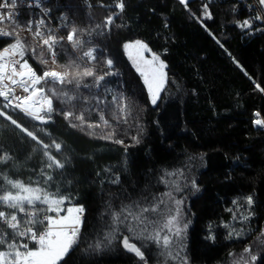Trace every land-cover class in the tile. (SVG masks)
Instances as JSON below:
<instances>
[{"label": "trees", "instance_id": "1", "mask_svg": "<svg viewBox=\"0 0 264 264\" xmlns=\"http://www.w3.org/2000/svg\"><path fill=\"white\" fill-rule=\"evenodd\" d=\"M49 2L53 15L64 17V34L75 28L74 42L95 59L84 64L59 42L53 62L43 38L27 30L28 13L5 25L12 37L0 39V50L19 39L38 75L56 70L72 83H41L52 99L47 123L4 108L0 97V111L42 142L0 116V195L13 193L8 181L19 182L63 198L65 209L82 208L78 241L58 264H264V127L254 124L264 120V92L256 88H264V35L237 26L249 15L234 12L235 0H190L187 8L179 0ZM205 3L211 19L201 22ZM136 40L166 65L167 82L155 104L123 47ZM85 69L94 75L83 77ZM106 71L114 74L97 87L96 77ZM65 112L72 115L65 119ZM45 152L64 167L49 168ZM158 199L165 213L182 201L181 255L169 253L176 261L157 253L131 218L113 220L124 206L136 212ZM124 235L141 247L143 261L122 249Z\"/></svg>", "mask_w": 264, "mask_h": 264}, {"label": "snow or ice", "instance_id": "2", "mask_svg": "<svg viewBox=\"0 0 264 264\" xmlns=\"http://www.w3.org/2000/svg\"><path fill=\"white\" fill-rule=\"evenodd\" d=\"M179 3L185 8L188 6V0H179ZM259 3L264 5V0H259ZM10 4L15 5L16 0H0V24H3L5 21L14 25L18 24L15 20L17 13L11 10L3 11L4 9H8ZM117 7L122 11L124 5L123 3H120ZM257 18L259 19L260 17ZM198 19H200L201 22L203 19H211V12L209 11L207 3L203 4L201 17ZM43 23V19L37 23L36 31L34 33L35 37H42L44 35V33L40 30V25ZM107 23H111V17L108 19ZM237 26L241 29H249L252 28V23L250 20L245 19L242 23H238ZM27 28L29 31L32 30L31 21L28 22ZM75 33V28L68 33L67 40L69 42L73 41ZM11 35V32H6L3 31V29H0V36ZM60 39L62 40L63 37ZM79 43L80 41L77 40L73 46L75 47L79 45ZM43 44L48 46L53 62H55V45L57 44V38L49 35L46 39H43ZM123 47L126 51L129 49L135 51V56L129 52L128 58L133 61L136 71L141 77H143V83L147 86L148 93L151 94L152 103L155 104L157 92L165 83L166 73L164 72V69L166 68V65L157 55H152L151 59H145L142 53L148 52L150 49L145 43L139 40L126 42ZM25 52V46L19 39L15 40V42L10 46L5 47L2 51H0V85L3 86L0 87V97H3V100L6 101L3 107L8 108L9 106H12L14 108H20L26 116H30L33 120L40 121L41 123H47L51 119V113L53 112L52 99L48 95L44 94V88H38L36 86L41 84V82L50 83L55 86L57 83L63 84L67 82L70 84L72 81H65L67 73L62 74L56 71H44L42 75H38L28 61L24 59ZM84 56L93 60L95 59L93 51L85 52ZM106 63L108 69H111L113 66L112 59H107ZM17 65H19V68H17ZM113 74L114 73L112 71H106L103 75L97 76L96 86L99 87L100 82L104 81L106 76H111ZM93 75L94 73L90 69H85L82 74L83 77H92ZM5 81L8 83H5ZM9 84L11 87H9ZM77 87H79L78 82ZM85 87H88V85H85ZM256 88L264 92V88H260L259 84L256 85ZM4 89H7V91ZM17 90L26 95H18ZM52 94H56L54 90H52ZM112 99L113 102L116 101L115 97ZM21 104H23L24 107H21ZM63 115L65 119H68L72 113L65 112ZM259 115V113H256L257 117H259ZM0 116L5 117L7 120H11V123L15 125L17 129H19L22 133H26L33 141L42 143L32 131L22 127L16 120L12 119V117L7 115L5 112L0 111ZM77 119L83 121L82 116L77 117ZM101 119H103L102 116ZM105 123H107V121H105ZM254 124L264 127V120L257 118L254 120ZM72 126L75 127L76 125ZM88 127H99V125L89 124ZM132 139L136 140L137 143L139 142L135 136H133ZM115 143L123 145L124 141L122 139H116ZM43 147L47 149L48 144H43ZM55 147L59 150L61 145L56 143ZM125 147L127 146L125 145ZM44 155L48 157L49 161H51V163L47 165L49 168L53 167V165H55L56 168L64 167L59 160L54 159L47 152H45ZM48 179H51V177H48ZM8 183H10L13 188L19 189V191L15 194L8 192L7 194L0 195V202L6 204L8 208L18 209L19 212L25 213V204H27L29 208H33L37 203H40L47 205V210L49 212H55L56 215L46 216L44 221H36L35 214H32V219H30L28 223H44V231L37 236V232L33 228H28L25 231H18L20 221H18L17 215L12 214L9 219L4 211H0V220H3L8 227L14 231L15 235L22 238L19 248H17L15 241L8 245L9 248L16 249L15 251L6 252L0 250V264H58V262L64 258L73 245H75L78 241V226L80 224V219L78 215H73V211L79 214L83 211L82 208L77 207L73 209L72 207H69L66 210V214L61 216L60 212L62 209L60 206L64 203L63 198H50L49 194L43 192V190L39 187H26L19 182L14 183L12 181H8ZM193 186H195L194 181ZM165 195L171 199L172 194L170 192L165 193ZM181 203L182 201L175 200L174 206H170L167 213H165L164 208L162 207V205L165 204L163 199H158L156 203L151 204L150 206L139 205L138 211L136 212H133L130 208L124 206L118 214L113 216V220L119 221L121 217H123L124 220L131 218L134 225H139L138 231L143 238L152 240L154 244L158 245L162 251L167 254V251L171 247L175 246V241L181 238L187 227L186 223L182 224L180 221L179 205ZM233 203L236 202L234 201ZM246 204L249 207L253 204L252 196H248L246 198ZM125 213L127 214L125 215ZM147 213H157V215H145ZM161 216L163 217L162 223ZM246 218L247 217H242V219ZM225 227L228 226L225 225ZM136 230L135 226L129 228L130 232ZM229 235H231V233H229ZM25 237L36 241L38 247L35 250L30 249L27 243L22 242ZM209 238L214 239V236L210 235ZM3 242V240H0V243ZM122 246L129 253H133L141 261L145 259L141 247L137 246L136 243H131L128 236L123 237ZM20 249L24 250L21 251ZM245 251L247 252L249 249H245ZM175 254L179 255V252ZM252 260H256V257L252 256Z\"/></svg>", "mask_w": 264, "mask_h": 264}, {"label": "built area", "instance_id": "3", "mask_svg": "<svg viewBox=\"0 0 264 264\" xmlns=\"http://www.w3.org/2000/svg\"><path fill=\"white\" fill-rule=\"evenodd\" d=\"M9 10L17 13V16L15 17V20L17 22L20 20L23 13H28L30 15L29 21L32 22V30L29 31L28 28L27 30L31 33H35L37 23L41 19H43L44 23L40 25V30L41 32L44 33V35L38 38L46 39L49 35L55 36L57 38V44L59 42L65 43L67 46H69L72 49V51L75 53L77 58L82 63L84 64L90 63L88 59L89 57L84 56L85 52H82L80 50V48L82 47V42L80 41L79 45L74 47L73 46L75 44L74 39L71 42L67 40V36L64 34V25H63L64 17L53 15L49 0H16L15 5L10 4L9 8L4 9L3 11H9ZM233 10L234 12L244 11L247 15H249L250 21L252 23V27L254 28V32L260 36L264 35V12L260 6L259 0H235ZM257 17H260V18L258 19ZM5 25L13 26L14 24L8 23L7 21H5L3 24H0V29H3V31H6V32H10L9 28L6 27ZM11 37L12 36H0V39L3 41H7ZM61 37H63L62 40L60 39ZM10 45L11 44L7 45L6 47ZM17 68H19V65H17ZM52 71H56V70H52ZM56 72L61 73L59 71H56ZM5 83H8V82L5 81ZM0 87H3V86L0 85ZM9 87H11L10 84H9ZM4 90L7 91V89H4ZM17 94L26 95V94L20 93L19 90H17ZM10 99H11V96H10ZM14 103H19V102H14ZM21 107H24V105L21 104ZM16 109L19 110L20 108H16ZM47 208L48 206L36 204L33 208H29L28 205H25V209H26L25 213H21L18 211V209H13V208L0 209V211H4L6 213V216L9 219L12 214L17 215L18 221H20L18 231H25L28 228H33L37 232V236H38L42 231H44V223L37 222L35 224H31V223H28V221L32 219L33 213L35 214L36 221H44V218L46 216L56 215L55 212H49ZM60 208L62 209V211L60 212V215L61 216L65 215L67 209L63 207H60ZM72 208L75 209L77 207H72ZM78 208H81V207H78ZM74 213H75L74 216L75 215L79 216L80 224L78 228L80 231L82 224L85 221V213L84 211H82L79 214H77L75 211ZM21 239H22L21 237L15 235L14 231L10 229L3 220H0V240L4 241L3 243H0V247L8 248V250L7 248L2 249L3 251H6V252L15 251L16 249L9 248L8 245L12 244L15 241L17 248H19ZM22 242L27 243L28 247L33 250H35L38 247L36 241H33L27 237L23 238ZM20 250L23 251L24 249H20Z\"/></svg>", "mask_w": 264, "mask_h": 264}, {"label": "rangeland", "instance_id": "4", "mask_svg": "<svg viewBox=\"0 0 264 264\" xmlns=\"http://www.w3.org/2000/svg\"><path fill=\"white\" fill-rule=\"evenodd\" d=\"M190 0H188V2H189ZM129 52H131L132 53V55L133 56H135V51L134 50H132V49H129V50H127L126 51V53H127V55L129 54ZM142 55L144 56V58L145 59H151V56L152 55H154V54H152L150 51H148V52H144V53H142ZM161 60V59H160ZM132 61V60H131ZM132 63H133V61H132ZM134 65V64H133ZM135 67V66H134ZM135 69H136V67H135ZM164 72L166 73V77H165V83L163 84V86L161 87V89L157 92V98H156V102L160 99V97H161V93H162V91H163V89H164V87H165V85H166V82H167V72H166V68L164 69ZM142 79H143V77H142ZM41 83H43V82H41ZM37 87L38 88H41V84H39V85H37ZM147 87V86H146ZM150 97H151V94H150ZM1 98H3V97H1ZM34 99H35V97H34ZM5 103H6V101H5ZM9 109H12V110H18V109H16V108H14V107H12V106H9L8 107ZM20 110V109H19ZM19 191V189H15L14 188V190H13V194H15V193H17ZM51 198V197H50ZM38 204H40V203H38ZM25 205H27V204H25ZM41 205H44V204H41ZM1 206H3V207H7V205L6 204H3L2 202H0V207ZM45 206H47V205H45ZM60 207H63L62 205L60 206ZM75 213H74V211H73V215H74ZM243 217H244V215H243ZM241 220H239V222H240ZM242 221H243V219H242ZM153 242V241H152ZM76 245V244H75ZM75 245H73V247L70 249V251L75 247ZM153 245H154V243H153ZM178 245H179V240H176L175 241V246H173V247H171L168 251H167V254H165L163 251H162V249L158 246V245H155V247L156 248H159V251L157 252V253H159V254H161V255H164V259H166V258H171V259H173L174 261H176L175 259H179L178 257H180V253H181V249H179V247H178ZM69 251V252H70ZM68 252V253H69ZM171 252L173 253L171 256H174L175 255V253H177V252H179V255H176V258L174 259V258H172L170 255H169V253L171 254ZM67 253V254H68ZM66 254V255H67ZM65 255V256H66ZM64 256V257H65ZM161 259V258H160ZM162 260V259H161ZM245 260H247V259H245ZM178 261V260H177ZM172 263H175V262H172ZM167 264V263H166Z\"/></svg>", "mask_w": 264, "mask_h": 264}, {"label": "water", "instance_id": "5", "mask_svg": "<svg viewBox=\"0 0 264 264\" xmlns=\"http://www.w3.org/2000/svg\"><path fill=\"white\" fill-rule=\"evenodd\" d=\"M260 6H261V8H262V10H263V12H264V5H261V4H260ZM29 117H30V116H29ZM30 118H31V117H30ZM35 121L38 122V123H41L40 121H37V120H35ZM124 236H127V235H124ZM124 236H123V237H124ZM122 239H123V238H122ZM131 243H132V242H131ZM121 246H122V240H121ZM122 249H123L126 253H129L126 249L123 248V246H122ZM130 254H133V253H130Z\"/></svg>", "mask_w": 264, "mask_h": 264}]
</instances>
